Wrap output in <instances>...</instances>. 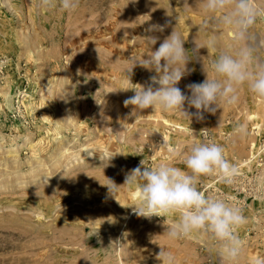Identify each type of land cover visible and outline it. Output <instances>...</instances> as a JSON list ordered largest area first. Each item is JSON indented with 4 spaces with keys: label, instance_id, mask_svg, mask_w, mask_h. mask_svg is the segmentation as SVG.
<instances>
[{
    "label": "rangeland",
    "instance_id": "rangeland-1",
    "mask_svg": "<svg viewBox=\"0 0 264 264\" xmlns=\"http://www.w3.org/2000/svg\"><path fill=\"white\" fill-rule=\"evenodd\" d=\"M254 4L264 8V0ZM38 5L0 0V264H159L160 248L175 264H222L206 235L167 238L177 217H137L135 194L122 185L142 159L169 162L168 148L182 153L208 140L225 147L239 175L233 185L203 178L199 189L243 208L238 264H264V100L241 89L237 104L193 120V134L178 114L131 113L123 101L134 93L118 91L132 59L150 55L172 30L191 59L178 87L187 92L205 79L213 54L192 53L216 34L211 24L201 30L203 0H80L70 12ZM168 21L162 33L145 31ZM253 31L264 40V20ZM149 35L160 37L152 49ZM133 73L140 84L153 74L139 66ZM238 123L243 138L233 135ZM170 163L184 168L180 156ZM108 179L119 186L113 197Z\"/></svg>",
    "mask_w": 264,
    "mask_h": 264
},
{
    "label": "clouds",
    "instance_id": "clouds-1",
    "mask_svg": "<svg viewBox=\"0 0 264 264\" xmlns=\"http://www.w3.org/2000/svg\"><path fill=\"white\" fill-rule=\"evenodd\" d=\"M79 3L80 0H39L38 7L45 12H70L77 9ZM202 11L205 18L200 25L201 30L206 31L209 24L216 29V34L204 44L192 48L196 59H199V50L202 48L213 54L210 71H204L205 79L186 85L187 92L178 87L181 79L192 71L187 68L191 59L188 49L184 47L185 39L172 30L159 43V47L151 50L150 55L139 60L133 58L131 67L125 70L126 86L118 91L134 93L123 101L125 107L132 106L131 113L135 111L141 115L151 109L178 114L189 121L185 131L194 134L190 127L193 120L202 122L205 114L214 115L222 106L237 104L241 89H247L253 96L264 100V58L259 55V50L264 48V40H258L253 31L258 18L264 20V8L254 4V0H203ZM170 23L152 24L145 31L162 33ZM220 31L230 33L231 38L222 40ZM147 37L151 49L160 39L156 35ZM137 66L153 73L143 84L132 81L133 69ZM105 103L104 100L100 105ZM233 135L241 138L246 136V125L238 123ZM115 155L102 161L104 167L109 166ZM177 156L182 158L184 168L170 163ZM166 161L169 162L148 166L142 159L139 166L125 176L122 185L133 192L136 198L131 206L132 212L147 220L153 217H177L164 230L169 240L206 235L213 242L222 264H238L244 245L239 231L248 222L243 208L222 197L205 195L199 189L203 178L211 176L218 177L223 184L235 183L239 170L225 158V147L212 140L193 142L182 153H178L175 148H168ZM108 180L110 183L105 186L113 197L119 186ZM156 259L159 264H175L172 253L162 248Z\"/></svg>",
    "mask_w": 264,
    "mask_h": 264
}]
</instances>
